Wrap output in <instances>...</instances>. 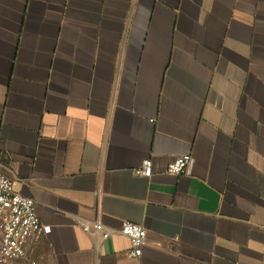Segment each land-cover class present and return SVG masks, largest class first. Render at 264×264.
I'll return each mask as SVG.
<instances>
[{
  "label": "crops",
  "instance_id": "obj_1",
  "mask_svg": "<svg viewBox=\"0 0 264 264\" xmlns=\"http://www.w3.org/2000/svg\"><path fill=\"white\" fill-rule=\"evenodd\" d=\"M0 161L51 227L18 264H135L97 217L144 264H264V0H0Z\"/></svg>",
  "mask_w": 264,
  "mask_h": 264
},
{
  "label": "built area",
  "instance_id": "obj_2",
  "mask_svg": "<svg viewBox=\"0 0 264 264\" xmlns=\"http://www.w3.org/2000/svg\"><path fill=\"white\" fill-rule=\"evenodd\" d=\"M194 157L190 153L175 156L168 164L167 171L172 174H183L191 171ZM137 174L151 176L153 164L150 157L144 158L136 169ZM85 232L93 234L102 241L114 232H121L131 241L129 257L135 264H144L143 247L146 244L147 230L140 224L123 220L118 229L107 226L101 217L93 220H82ZM51 227L42 224L33 197L22 194L16 188L13 178L2 171L0 161V263L18 264V261L28 256L27 247L38 234L49 232Z\"/></svg>",
  "mask_w": 264,
  "mask_h": 264
}]
</instances>
